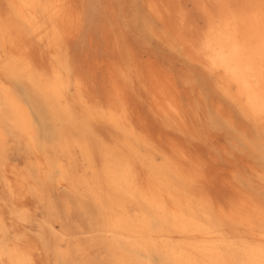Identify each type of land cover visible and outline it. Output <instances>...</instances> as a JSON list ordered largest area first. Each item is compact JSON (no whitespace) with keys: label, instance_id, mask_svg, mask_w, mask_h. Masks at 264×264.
<instances>
[{"label":"rangeland","instance_id":"1","mask_svg":"<svg viewBox=\"0 0 264 264\" xmlns=\"http://www.w3.org/2000/svg\"><path fill=\"white\" fill-rule=\"evenodd\" d=\"M72 1L76 10L81 14L79 13L80 20L76 19L75 25L66 29L68 33L65 32L72 67V79L68 88L74 93L76 87L74 78L78 76L83 84L85 95H88L90 100L92 97H96L105 106L118 104L116 91L119 89L140 135L148 139L158 149L156 159L158 163L165 164L166 177L174 182L171 190L172 196L186 193L197 208L199 203L203 202V206L212 213L213 221L229 231L228 233L234 227L241 229L239 235L241 236L243 235L242 230L246 228L248 235L255 239V242L257 239L264 241V234L259 231L257 223L258 213L262 215V209H264V143H262L264 142V122L258 128L259 131L252 128L249 125L250 118L248 120L245 117L243 105L224 98L216 90L213 75L193 62L190 57L189 44L177 32L176 24L169 17H161L157 14L154 0ZM5 2L6 0H0V5H5ZM186 2L190 12L196 14L192 3L189 0ZM4 5L1 7L4 8ZM195 16L197 17V15ZM28 52L36 62L42 60L36 43H32ZM6 77L10 85L13 84V90L15 87L14 92L17 93L18 99L28 110L33 132L31 134L28 130L24 131L21 128L19 130L15 122L6 118L0 111V114H3L0 115V151L1 148H4L2 156L7 161L9 160L10 164L28 170L27 173L25 172L30 174L27 175L30 177L28 179L34 181V185H32V198L34 199L31 198V202L28 204L31 209L29 213H25V215L18 213L22 218L16 217L15 209H21L18 207L14 209L6 184L3 183L4 186L2 185L1 189L4 190H1L0 197L3 198V195L5 197L0 199L2 205L0 208L5 212L4 218L7 225L0 226V256H2L0 263L14 264L11 254L12 251H16L11 248L15 246L23 248L25 243H29L30 238L32 242L34 241L42 247L45 264H71V262L72 264H119L116 253L118 248L116 251V246L110 244V237L113 235L109 232L105 233L106 218L99 205L97 209L92 192L100 193L105 200H107L106 195L111 194L110 183L106 181L102 171V157L98 141L105 138L107 142L111 143L112 138L119 136L116 127L98 118L88 121L81 115H79V119L82 120L75 121L67 110H61L29 79L16 74H7ZM163 84L170 91L171 98L173 97L179 110L180 114L177 117L167 113L168 102L171 98L169 96L166 100L163 98V92L160 90ZM4 108L6 107L4 106ZM84 122L88 124L86 129L81 125ZM69 124L71 125L69 126ZM80 134L82 135L80 136ZM33 136L36 142L32 138ZM73 140L84 141L83 144L90 147L93 163L95 168H98L96 171L100 174L98 175L100 180H97L93 171L89 170L84 175L87 177L85 184L76 153H71L72 148L75 149V152L79 149ZM33 142L38 143L39 155L44 161L42 171L41 168L37 169L35 164L36 154L34 152L37 146L34 148ZM26 157L27 160L29 159L28 161ZM165 157L178 161L179 164H182L183 170H179L177 174L172 169L173 164L167 162ZM132 161L137 165L141 178L144 181L148 179L140 158L134 157ZM24 163H27V166ZM0 166H2L0 167V170L2 169V172L0 171L1 179L4 176L2 161H0ZM46 167L48 170L45 169ZM88 182L90 183L88 184ZM0 184H2V180ZM73 184L76 189L71 186ZM67 193L70 195L67 196ZM45 195L46 198H44ZM164 197L167 201L171 196L165 193ZM9 207L10 209H8ZM11 208L13 211H10ZM129 208L133 212L136 207L132 205ZM234 216L237 217L234 218ZM11 217L13 218L11 219ZM43 217L44 219H42ZM153 221V225L156 226L155 223L158 224V221L156 219ZM37 226L38 228H36ZM91 228L95 231H92ZM100 229L102 230L100 231ZM182 233L172 231L169 235L173 238L176 236V238H180L182 235L188 234L187 232ZM189 233L193 232L189 231ZM259 237H262L261 240ZM52 241L53 243H51ZM150 255L148 264H164L165 256L162 252L152 251ZM104 256L106 258L103 259Z\"/></svg>","mask_w":264,"mask_h":264},{"label":"bare ground","instance_id":"2","mask_svg":"<svg viewBox=\"0 0 264 264\" xmlns=\"http://www.w3.org/2000/svg\"><path fill=\"white\" fill-rule=\"evenodd\" d=\"M186 1L154 0V8L159 16L169 17L176 24L175 26L178 28L177 32L189 44L190 57L193 62L202 66L213 75L214 87L224 98L237 101L243 105L246 113L245 117L248 120L250 118L249 125L259 131L258 128L264 122V0H189L194 10H196V14L190 12ZM2 5H0V111H2L6 118L13 120L18 129L28 130L32 134L33 131L29 122L28 110L18 99L17 93L14 92L15 87L13 86L14 90L12 88L13 84L10 85V82L7 81V74H16L29 79L35 87L41 90L52 102L56 103L61 110H67L70 116L72 115L73 120H82L79 119V115L88 121L98 118L113 124L119 133V136L112 138L111 143L107 142L105 138L98 141V147L102 157V171L106 181L110 183L111 194H107V200H105L102 197L103 195L92 191L95 202L97 203L94 202L97 209L99 205V208L102 209L106 218L104 225L106 229L105 233L109 232L113 235L110 237V244L116 246V251L118 248V251L115 252L117 253L119 264H148L152 251L162 252L164 254L165 258L161 256L164 258L163 261L165 260L164 264H264V241H258L257 239L255 242V239L248 235L246 228L242 230L243 235L241 236H239L241 229L239 230L234 227L228 233L229 231L223 229L217 225L218 223L213 221L212 213L203 206V202H198L199 206L197 208L194 201L186 193L172 196L171 190L174 182L166 177L167 168L165 164L158 163L156 159V151L158 149L148 139L140 135L139 129H137L124 104V96H122L119 89L116 91V97L118 99L116 102L118 104L105 106L96 97H92L90 100L88 95H85L83 84L78 76L74 78V84L76 86L74 93L68 88L72 79V67L65 32H67L66 29L68 30L74 24L76 19L80 20L81 14L76 10L72 0H6L3 6L4 8L1 7ZM32 43L38 45L39 55L42 58L39 62H36L29 55L28 51L32 47ZM160 90L163 92L162 94L165 100L168 96L171 98V93L165 84L161 85ZM168 103V115L177 117L180 113L174 103L173 97ZM2 120L4 119L2 118ZM81 125L85 129L88 127L86 122L81 123ZM32 138L36 142L35 137L33 136ZM92 138L94 139V136ZM83 142L80 140L74 141L79 149L75 152V149L72 148L71 153H76L80 173L83 176L82 179H85L86 184L87 177L84 176L86 171L89 172V170H92L97 180L101 178L98 176L100 175L99 172L96 171L98 168L94 166L90 147L88 148ZM28 144L30 145V143ZM32 144L34 148L37 146L35 152L33 151L36 154L35 164L37 169L39 168L40 170L41 168L42 171L44 161L39 155L38 143L33 142ZM3 151L4 148H1L0 154L2 159L0 161H2L4 176L0 179V181L2 180L0 192L4 190L1 187L5 183L14 209L17 207L21 209H15L16 217L22 218L18 213L25 215V213H29V210H31L28 204L31 202L34 181L28 179L30 177L27 176L29 173L26 174L28 172L26 168L22 167L23 169H20L17 165L10 164L9 160L8 162L4 159L2 156ZM134 157L140 158L143 168L146 169L145 176L147 175L148 179H145V181L141 178L137 165L132 161ZM165 159L167 162L173 164L172 169L176 173L179 170H183L182 164L174 161L175 159L169 157H165ZM33 160L35 159L33 158ZM26 164L25 166H27ZM80 180L81 178L79 177ZM48 182L50 181L48 180ZM71 186L76 189L74 184ZM38 188L37 190L40 191ZM165 193L170 194V200L166 201L164 197ZM68 194L70 195V193H67V196ZM79 194L82 195L81 193ZM3 198L0 197V199ZM44 198H46V195ZM132 205L136 207L133 212L129 208ZM0 207H2L1 203ZM10 211H13L12 208ZM55 211L57 212L58 209ZM262 212V215L258 213L257 223L259 224V231L264 234V209H262ZM9 213L11 214V212ZM94 215L96 216V214ZM4 216L5 212L0 208L1 227L7 225ZM236 217L234 216V218ZM153 219L158 221V224L155 223L156 226L153 225ZM33 222L32 224H34ZM46 224L44 223V225ZM69 227L71 228L72 226ZM188 230L193 233H189ZM172 231L187 232L188 234L182 235L180 238H176L177 236L173 238L169 235ZM32 232L34 233V231ZM96 236L98 235L96 234ZM102 238L104 239V237ZM29 240V243H25L23 248H18L17 246L11 248L16 251H12L11 254L14 264H45L42 247L34 241L32 242L30 238ZM41 245L43 246V244ZM157 256L159 257V255ZM104 258L106 257L104 256Z\"/></svg>","mask_w":264,"mask_h":264}]
</instances>
